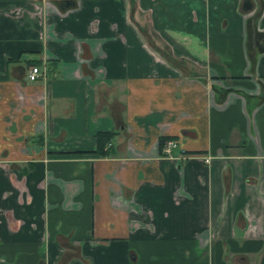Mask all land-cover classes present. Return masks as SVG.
<instances>
[{
    "label": "crops",
    "instance_id": "crops-1",
    "mask_svg": "<svg viewBox=\"0 0 264 264\" xmlns=\"http://www.w3.org/2000/svg\"><path fill=\"white\" fill-rule=\"evenodd\" d=\"M243 1L0 0V264H264V0Z\"/></svg>",
    "mask_w": 264,
    "mask_h": 264
},
{
    "label": "built area",
    "instance_id": "built-area-1",
    "mask_svg": "<svg viewBox=\"0 0 264 264\" xmlns=\"http://www.w3.org/2000/svg\"><path fill=\"white\" fill-rule=\"evenodd\" d=\"M45 68L42 66L36 64H31L27 68L26 77L29 80H35L39 76H44ZM178 148L177 141L173 138L167 137L164 138L161 142V152L164 156H172V151ZM190 156H197L200 157L202 160L207 162L209 160V155L199 154V153H186L184 151H180L178 155H176L177 158H185Z\"/></svg>",
    "mask_w": 264,
    "mask_h": 264
},
{
    "label": "trees",
    "instance_id": "trees-1",
    "mask_svg": "<svg viewBox=\"0 0 264 264\" xmlns=\"http://www.w3.org/2000/svg\"><path fill=\"white\" fill-rule=\"evenodd\" d=\"M35 63H39V60H36ZM107 134L104 133V132H97L95 137H96V140H104L106 138Z\"/></svg>",
    "mask_w": 264,
    "mask_h": 264
},
{
    "label": "water",
    "instance_id": "water-1",
    "mask_svg": "<svg viewBox=\"0 0 264 264\" xmlns=\"http://www.w3.org/2000/svg\"><path fill=\"white\" fill-rule=\"evenodd\" d=\"M251 3L249 2V0H244L243 1V8H248L250 7Z\"/></svg>",
    "mask_w": 264,
    "mask_h": 264
}]
</instances>
